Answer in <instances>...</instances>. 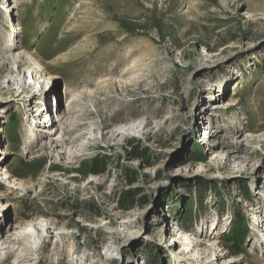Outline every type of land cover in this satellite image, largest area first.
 I'll return each mask as SVG.
<instances>
[{
    "label": "rangeland",
    "instance_id": "1",
    "mask_svg": "<svg viewBox=\"0 0 264 264\" xmlns=\"http://www.w3.org/2000/svg\"><path fill=\"white\" fill-rule=\"evenodd\" d=\"M0 26V264H264V0H0ZM55 93L86 106L75 162L38 131Z\"/></svg>",
    "mask_w": 264,
    "mask_h": 264
},
{
    "label": "bare ground",
    "instance_id": "2",
    "mask_svg": "<svg viewBox=\"0 0 264 264\" xmlns=\"http://www.w3.org/2000/svg\"><path fill=\"white\" fill-rule=\"evenodd\" d=\"M3 8L5 9V4L3 5ZM3 8H2V10H3ZM7 19L10 20V26H13V28H14V30H11L10 35H9V37H10L9 41L12 43L13 42V38L14 39L16 38L15 35H13V33L14 34L17 33L16 32L17 31L16 28L11 23V22H14L15 18L8 16ZM0 27H2V26H0ZM10 29H11V27H10ZM12 31H14V32H12ZM12 51L13 50L10 49V48H8L7 50H0V60L2 61V63H0L1 69L9 67V65L11 66L12 63L5 58V55L8 56V54L10 52H12ZM58 59H60V60H58ZM58 59H56L54 61V63H52V65H57L60 61H62V62L69 61L70 60V56L69 55H65V56H62V57H60ZM21 64L22 63L16 62V63H13L12 65H13L14 69L15 68L20 69L21 68L20 67ZM43 68H44V70L42 72H39L36 69L35 70H31V73L33 74V77L36 78V82L37 81L38 82L43 81V79H45V77H47V75H49V72H48V68L49 67L44 64ZM3 69H2V71H3ZM27 69H29V68H27ZM15 73H18V75H19L21 72L20 71L19 72L15 71ZM48 79H46V80H48ZM76 81L78 83V80H76ZM11 82H12V80H10V83ZM31 87H33V86H28L27 82L25 81V76H24L23 85H22L23 92L20 95V97L23 94H28L30 92L29 90H30ZM9 90L12 91L13 90V86L10 85L9 86ZM42 92H44V91L42 90ZM42 95L41 94L40 95L34 94L31 97L30 102H33V101L35 102L37 99L40 100L41 97H44V100H47V95L45 93L42 94ZM72 100L73 101L70 104V106L68 108H66L67 111L65 110L66 112L65 111L61 112L59 110L60 98L55 93L53 95V101L52 102L56 103V106H58V109H56V107H53V105L52 106L49 105V104L46 105L44 102H43L44 106L42 108L38 109L39 116H41L42 114L46 113V111H47L48 112L47 113L48 120H50V122H47L48 124L46 123V125H45L47 128L44 126L46 129H41V128H43V125L45 123L43 125H42V122H41V124H38V131H40V132L42 131L44 133V136H42L41 139H44L46 137H51V140H52L51 145L50 146L46 145L45 146L46 148H44V150H50V151L52 150L53 152H57V153L63 154V157L61 159L62 160H66V162L68 161V163H69V160H72L71 162H75L76 159H78L79 157L82 156V153L80 152V149L82 147L83 148H85V147L87 148L88 147L84 142L87 140V137L89 135V130L86 129V127H85V125H86L85 120L81 119V116H84V114L81 115V113H84L86 106H85V104H83V101L78 96L76 98H74V96H73ZM54 106H55V104H54ZM37 123H40V122L38 121ZM103 125H104V128L108 127V124L106 122H104ZM55 129L59 132V135L58 136L56 135L57 137H53L54 136L53 132H55ZM124 129L125 128L111 130V131H109L107 133H105V131H104L102 137L104 139H107V138L111 137L113 140L114 139L116 140L120 136L121 137L126 136L125 135L126 130H124ZM28 144L30 145L29 142H28ZM67 150H70V151L66 154L65 151H67ZM53 168L56 169L57 165L56 164L53 165ZM24 237H26V239H29L30 242L35 244V245L38 244L40 242V240H41V238L39 237L38 234H37V236L35 235V231L31 227H28L27 230L21 232L20 235L18 236L17 240H21ZM0 246L2 247V250H7V249L9 250V243H8L7 240H0ZM116 252H117L116 249H114L113 247H109L108 249H106V252L104 254V259L106 258V260H107V258L110 257V255H113Z\"/></svg>",
    "mask_w": 264,
    "mask_h": 264
},
{
    "label": "trees",
    "instance_id": "3",
    "mask_svg": "<svg viewBox=\"0 0 264 264\" xmlns=\"http://www.w3.org/2000/svg\"><path fill=\"white\" fill-rule=\"evenodd\" d=\"M125 198H126V201H127V205L131 206L132 205V202H133V198L132 195L129 193V194H125ZM126 206V205H125ZM127 206V208L129 207Z\"/></svg>",
    "mask_w": 264,
    "mask_h": 264
}]
</instances>
